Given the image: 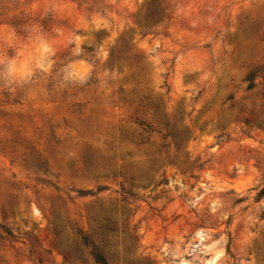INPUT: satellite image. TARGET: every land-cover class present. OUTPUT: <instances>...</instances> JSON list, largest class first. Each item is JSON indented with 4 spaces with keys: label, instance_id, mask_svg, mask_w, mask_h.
<instances>
[{
    "label": "rangeland",
    "instance_id": "1",
    "mask_svg": "<svg viewBox=\"0 0 264 264\" xmlns=\"http://www.w3.org/2000/svg\"><path fill=\"white\" fill-rule=\"evenodd\" d=\"M127 152L149 176L105 175ZM262 186L264 0H0V264H96L76 245L105 216L111 264H264Z\"/></svg>",
    "mask_w": 264,
    "mask_h": 264
},
{
    "label": "trees",
    "instance_id": "2",
    "mask_svg": "<svg viewBox=\"0 0 264 264\" xmlns=\"http://www.w3.org/2000/svg\"><path fill=\"white\" fill-rule=\"evenodd\" d=\"M164 13V9H161L158 4H154L149 7V10L146 13L147 20H157ZM113 57H119V59L127 60L130 65H133L137 68L136 73L132 74L133 81L135 86L133 91L135 96L132 98H128L129 106L133 108L134 119L136 123L145 130L148 134H152L156 132L154 128V122H159L165 126L166 132L162 133L158 131L162 138L167 141L169 138L172 139L173 143L176 145L177 155L181 151L185 136L183 133L175 130V126L172 123L171 119L168 117L166 113L160 112V101L153 100L149 95L144 93L143 81L144 74L143 68L138 65L137 59L130 58L128 56L120 55L117 53H113ZM247 81H249L248 90H252L256 88L257 84L255 82V73H250L247 76ZM138 114L143 116L141 119ZM257 121L260 122V119ZM245 122L249 124L251 122L250 118H246ZM261 123V122H260ZM169 143L165 144L168 145ZM176 155L175 159L170 160L171 162H176L178 157ZM131 158L132 154L127 152L125 156H122L124 162L120 168V170L111 169L105 172V175H110L111 173H117L125 176L127 179L131 180L133 183L141 180L144 177L149 176L151 169H153V165L150 167L147 165H143L140 167L139 171H136L135 166L131 162L125 161L124 158ZM166 161V160H164ZM264 196V186L259 190L257 197L260 199ZM101 220H106L107 222H111V217H99L96 219L97 226L93 231V236L90 234L84 233L82 230L79 231L80 234V245H76V248L84 247L89 250L91 256L94 259L96 264H111L107 256L104 254V247L107 245H113V242H109L111 234L114 232L115 228L108 224L101 223ZM9 233L10 231L7 230ZM62 247V246H61ZM73 247L71 245L63 246L61 248L62 253L64 254V258L70 261H76L74 256ZM126 264H142L138 262H133L132 260H128Z\"/></svg>",
    "mask_w": 264,
    "mask_h": 264
}]
</instances>
